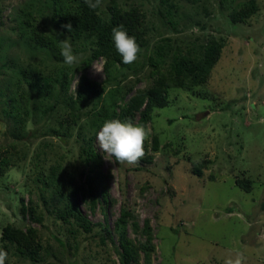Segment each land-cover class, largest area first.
Listing matches in <instances>:
<instances>
[{
	"label": "rangeland",
	"instance_id": "rangeland-1",
	"mask_svg": "<svg viewBox=\"0 0 264 264\" xmlns=\"http://www.w3.org/2000/svg\"><path fill=\"white\" fill-rule=\"evenodd\" d=\"M116 1L122 8L139 6L146 14L152 28L146 56L153 55L155 45L164 38L171 40L174 53L175 49L184 52L203 38L213 36L225 40L222 57L208 84L196 88L198 94L178 88L169 90L168 106L156 109L147 126L150 135L145 142V155L138 163L117 165L112 157L106 159L97 145L104 172L109 175L111 202L104 211L98 206L93 212L89 202L79 196L85 216L94 225L91 235L63 225L54 215L47 214L41 194L46 198L48 194L42 191V183L37 182L42 168L46 176L56 169L59 185L62 179L72 177L79 186L82 184L78 126L66 138L50 135L49 128L58 127L56 122L64 108L58 107L53 118L34 109L26 134L37 132L25 140H15L11 135V119L5 117L1 105L0 152H9L12 166L0 181V248L4 249L3 228L13 224L24 230L28 227L39 230L44 246L41 257L46 264H120L114 245L110 241L102 245L98 236L105 224L115 228L125 203L140 227L146 220L150 222L156 248L152 264H225L229 259L233 262L240 259V264H264V0H257L259 11L247 24H233L220 9L219 0H170L176 6L171 15L161 0ZM38 2L0 0L3 10L0 44H4L0 66L8 59L11 67L15 62L23 68L41 61L49 67L56 64L49 52L34 49L26 40H17L14 32L17 15L22 17V10L32 4L34 11L39 9ZM110 4L111 0H102L104 16L108 15ZM36 17L35 24L42 30L56 32L47 15ZM73 53L77 62L71 66L78 69L89 52L73 49ZM103 66V59L95 61L86 75L103 82L106 78ZM149 71L147 67L140 73L142 81L137 89L151 84L144 79ZM120 72L118 67L114 74ZM17 75V70L3 71L0 92L6 85H12ZM80 77L78 72L67 100L75 99ZM135 77L128 82L133 83ZM1 102L5 98L0 96ZM33 102L31 99V105ZM96 102L102 105L105 99L90 97L83 104H72L73 110L82 112L84 121ZM138 120L139 115L134 123L139 124ZM154 137L159 143L158 151L153 148ZM203 161L207 164L203 176L193 175V162ZM242 179L252 182L250 192L237 184ZM21 200L26 205L31 201L39 205V212L44 215L42 224L29 217L22 218ZM129 236L136 243L145 241L144 236L132 232L131 224ZM55 239L69 243L68 253ZM7 254L5 264H33L15 255L14 250ZM141 264H145L143 255Z\"/></svg>",
	"mask_w": 264,
	"mask_h": 264
},
{
	"label": "trees",
	"instance_id": "trees-1",
	"mask_svg": "<svg viewBox=\"0 0 264 264\" xmlns=\"http://www.w3.org/2000/svg\"><path fill=\"white\" fill-rule=\"evenodd\" d=\"M161 3L168 8L166 12L170 15L176 10L175 4L170 0H161ZM219 5L233 24H247L259 11L257 0H219ZM38 6L40 8L34 11L35 4H32L28 9L22 10V17L19 18L17 15L18 19L14 20L17 22L14 32L17 40H26L34 49L49 52L56 64L49 67L41 61L39 64H30L23 68L22 64L16 62L11 67L9 59L6 60L0 66V74L11 69L17 70L18 75L12 85H6L5 90L0 92V96L5 98V102H1L0 106L4 105V115L11 119V135L15 140H25L37 132L33 130L26 134L28 119L34 109H39L44 115L53 118L58 107L64 108V113L56 122L58 127L49 128L50 135L66 138L67 133L78 126L77 136L81 143L80 158L83 165L79 178L82 184L79 186L72 177L70 180L62 179V185H59L56 169L51 171V175L46 176L42 168L37 175V182L42 183V191L48 194L47 198L41 194V200L47 207V214L54 215L63 225L76 227L85 235H91L94 225L85 216L79 196L82 195L89 202L93 212L98 206L104 211L106 205L111 202L109 175L104 172L103 158L96 144V134L104 122L110 119L121 121L131 119L134 123L136 116L139 115L138 123L147 128L154 111L168 106V92L171 88L198 94L196 88L208 84L213 69L219 63L225 48V40L210 36L184 52L175 49L173 53L171 40L164 38L155 45L153 55L146 56L144 53L149 47L148 36L152 28L139 6L122 8L116 0H111L107 16L102 13L101 5L93 10L88 7L85 0L45 2L39 0ZM2 14L3 10L0 9V28L3 26ZM37 15L42 17L47 15L56 32H46L36 25ZM69 22L72 24V32L61 27ZM121 25L130 36L136 38L141 48L138 59L131 64L122 63V57L112 39L113 27ZM64 36L69 37L74 51L89 52L78 69L65 64L60 55L58 44L60 40H64ZM3 45L0 44V51ZM141 57L143 61L140 63ZM100 59L104 60L106 78L103 82L91 80L86 75L92 64ZM118 67L121 72L115 75ZM147 67L150 71L144 79L151 84L143 89H137V85L142 81L139 75ZM78 72H81V77L76 97L67 100V94ZM131 77L136 78L133 83L128 82ZM90 97L98 101L104 98L105 102L102 105L94 103L89 115L86 114L87 119L83 121L82 112L75 113L72 104H83ZM31 99L34 101L32 105ZM153 148L155 151L159 148L155 137ZM112 158L115 161L114 157ZM151 160L150 157L149 161ZM115 163L120 165L116 161ZM206 165L204 161L193 162V175L202 177ZM11 166L12 156L9 152H0V181ZM237 184L245 192L251 191L250 180H238ZM48 188L51 189L49 192L44 191ZM21 202L22 218L26 220L29 217L31 221L42 224L44 215L39 212V205L32 201L28 205L24 200ZM133 218L132 211L125 203L122 204L115 228L112 229L107 224L101 226L99 241L102 245H107L108 241L114 245L120 264H141L142 255L145 264H152L151 257L156 248L150 222L146 220L143 227H140ZM130 224L134 234L144 236L143 243H136L130 238ZM55 240L63 247V251L68 253L66 248L69 247V243L63 244ZM1 242L8 253L14 250L15 255L30 260L33 264H46L41 257L44 246L39 230L34 227L24 230L8 224L2 230ZM78 247L79 245L75 246L76 249Z\"/></svg>",
	"mask_w": 264,
	"mask_h": 264
},
{
	"label": "clouds",
	"instance_id": "clouds-1",
	"mask_svg": "<svg viewBox=\"0 0 264 264\" xmlns=\"http://www.w3.org/2000/svg\"><path fill=\"white\" fill-rule=\"evenodd\" d=\"M85 3L90 9L95 10L100 7L102 0H85ZM61 27L69 32L73 31L70 22ZM112 39L117 52L122 57V63L131 64L138 59L141 48L136 38L130 36L122 25L113 27ZM58 47L65 64L73 65L77 62V56L73 53L69 39L60 40ZM149 135L150 130L146 126L135 124L131 119L126 121L110 119L104 122L96 134V141L106 159L114 157L121 165H134L145 155V142ZM7 255V252L0 248V264H5ZM225 264H240V259L235 262L229 259Z\"/></svg>",
	"mask_w": 264,
	"mask_h": 264
}]
</instances>
